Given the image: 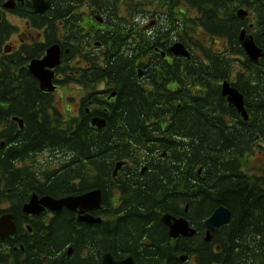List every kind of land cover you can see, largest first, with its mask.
Wrapping results in <instances>:
<instances>
[{"label":"trees","instance_id":"obj_1","mask_svg":"<svg viewBox=\"0 0 264 264\" xmlns=\"http://www.w3.org/2000/svg\"><path fill=\"white\" fill-rule=\"evenodd\" d=\"M82 1L52 0L54 20ZM119 1L92 0L110 31L99 35L96 70L84 71L81 81L87 89L94 78L113 85L110 93L116 96L105 102L108 111L100 97L88 95L77 118L55 109L47 113L32 84L21 80L16 89L12 62L4 64L0 203L21 206L34 193L61 198L101 189L104 206L111 208V191L119 180L124 199L121 207L110 210L114 221L89 225L63 210L49 227L35 229L31 249L48 253L47 264H101L107 252L117 259L133 256L137 264H190V258L194 264H264V172L247 168L264 146V58L252 63L239 42L246 29L264 50V0H156L166 6L163 12L146 14L163 16L162 28L145 32L137 25L138 13L127 8L120 14ZM239 9L249 16L242 20ZM198 30L214 44L222 40V49L199 41ZM177 42L191 57L163 60L162 53ZM140 70L151 88L140 83ZM172 80L177 88L166 89ZM224 81L244 95L248 120L222 96ZM25 84L26 94L15 97V90L25 93ZM14 117L23 120L22 130ZM96 117L105 120L103 129L92 125ZM43 151L55 159L36 168L32 157ZM29 160L30 165L15 167L17 161ZM119 161L130 166L114 180L112 171ZM143 169L146 173L141 174ZM220 206L231 211V222L206 242L205 221ZM162 213L185 217L197 235L171 239ZM184 255L188 260L181 262Z\"/></svg>","mask_w":264,"mask_h":264},{"label":"flooded vegetation","instance_id":"obj_2","mask_svg":"<svg viewBox=\"0 0 264 264\" xmlns=\"http://www.w3.org/2000/svg\"><path fill=\"white\" fill-rule=\"evenodd\" d=\"M7 1L8 0H0V74L2 73L4 64L9 61L12 62L11 71L14 72V79L16 80L15 88H20L18 83L21 80H23V83H26L27 81L28 85L32 84L36 95L43 98V101L46 104L47 113L52 112L53 109L59 111L55 106L54 97H56L60 91L64 90L65 87L72 90L71 87L74 86H77L80 89V92H78L80 95L78 99L72 97L71 94L67 96L70 98V103L75 102L72 106V110L69 111V116H71V118H77L80 116L83 109L82 99L88 95L96 98L100 97L102 102H104L101 107H103V110L108 111L109 107L106 106L105 102H110L114 99L110 98L112 95L110 90L113 88V85H110L105 81L99 84L95 78L91 81L92 86L90 89L84 88L81 84L84 71L87 72L88 70L97 67L99 61L98 50L101 49L102 46L99 35L101 33L104 34L106 31H110V27L108 28L109 22H106V17L93 7L92 0H83L79 4L76 3L72 11L61 12L58 20H54L53 18L57 13L50 11L53 5L52 0H44L48 2L50 6L49 10L45 13L35 12L32 0L17 1L14 9L4 8V4ZM141 5V3L136 2H133L132 4L128 3L127 8L129 13H131V11L134 14L138 13L137 25L140 31L145 32L148 28L157 25L158 18L153 19L152 16L147 18V14L142 9ZM9 16L16 17L22 22V35L25 39L19 37L17 32L21 30V28L12 23ZM148 19L149 21H147ZM39 20H42V22L40 23ZM50 23H54L55 26H49ZM149 24H151L150 27L148 26ZM53 45H59L60 47V63L52 70L54 72L52 82L56 87L55 91L46 92L41 89L39 80L31 73L29 66L33 61L42 60L46 56L47 50ZM165 54V56L162 55V59L166 61L174 62L177 57L169 52H166ZM90 55L91 60H89ZM140 71H142V73L138 75L140 83H142L144 87L151 88L149 79H147L143 70ZM28 85L25 84L23 87L25 93L19 94L17 92L18 90H15V97H23L27 92ZM177 86V81L172 80L170 84H167L166 89L170 88L171 90H175ZM59 98L63 99L61 96H59ZM16 99L14 100V103L16 102ZM46 100L50 103L47 104ZM15 104L16 108H18L19 103L16 102ZM90 107L94 106L91 105ZM72 111L75 112L74 115H71ZM86 111L88 113L89 109L87 108ZM17 119L22 122V127ZM13 120L18 123V128L22 130L23 120L18 117H14ZM2 147H4V145H2ZM48 154L49 153L43 151L42 153L34 155V158L32 157L33 161H37L35 164L36 168H39L42 164H45L47 159H50L47 158ZM165 156L166 155H162V159H165ZM37 157L40 158L37 159ZM120 162H122L123 165L118 170L117 175L114 176L117 164ZM30 163L31 160L26 162L17 161L15 167L20 169L23 165H30ZM118 163L114 165L111 175L114 180L119 176L123 167L130 166V163H127L126 161H119ZM145 170L143 169L141 174L146 173ZM114 182H117V185L114 186L111 191V208L104 206L102 193V207L104 211L101 213H91L96 217H101V222H111L113 219H111L112 214L110 210L123 205L124 197L122 196L118 185L120 182L119 180H115ZM38 196L43 197L40 195ZM24 205L19 206L13 203H0V219L4 215H13V222L15 223L16 229L13 235H8L4 238L0 237V264H47L49 262L50 257L48 253H37L31 248L36 236L35 229H39L42 224H44L45 227H49L52 217L56 214L47 210L39 216L27 215L23 211ZM163 214L164 213H162L161 216ZM76 216L78 217V215ZM191 226L194 227L193 225ZM37 254H39V256H36ZM61 255V252L56 254V256H59V261ZM127 257L130 256L124 258ZM188 261L190 264L193 261L194 264L193 258H190Z\"/></svg>","mask_w":264,"mask_h":264},{"label":"water","instance_id":"obj_3","mask_svg":"<svg viewBox=\"0 0 264 264\" xmlns=\"http://www.w3.org/2000/svg\"><path fill=\"white\" fill-rule=\"evenodd\" d=\"M17 1L23 0H8L4 4L5 9H14ZM33 7L37 13H45L49 10V3L44 0H32ZM238 16L243 20L249 16V12L245 9L238 10ZM1 21V15H0ZM239 42L243 50L245 51L248 59L255 64H258L262 58H264V50L260 48L253 35L248 34L246 29H243L240 33ZM168 52L175 56L184 57L189 59L191 57L190 50L181 42H177L172 45ZM163 56L166 54L163 52ZM60 63V47L59 45H53L47 50L46 56L42 60L33 61L29 68L31 73L39 80L41 89L46 92H54L55 86L52 82L54 72L52 71ZM222 96L227 100L228 104L235 108L240 116L244 120H248V114L245 107L244 95L239 92L234 85L229 81H224L221 84ZM116 92L112 93L110 98H114ZM109 98V99H110ZM19 120V119H17ZM20 126L22 122L19 120ZM92 125L98 129H103L106 126L104 119L99 117L92 119ZM123 165L122 162L117 164L114 176L117 175L118 170ZM51 211L53 213L60 214L63 210L70 211L73 214L78 215L80 222L87 224H98L101 222V217H96L91 213L103 212L102 207V191L100 189H94L89 192L80 195H69L61 198H53L51 196L39 197L37 194H32L29 201L24 205L23 211L27 215L39 216L45 211ZM13 215H4L0 219V237L4 238L8 235H13L16 231L15 223L13 222ZM232 213L225 206L218 207L213 214L205 221L206 236L205 241L210 242L212 233L231 222ZM162 223L169 229L170 238L177 240L183 238H193L197 235V230L192 227L189 221L185 217H176L172 214H163L161 216ZM73 253V248L69 247L67 255ZM188 257L186 255L180 258L181 262H186ZM101 264H137L135 259L130 256L121 260L115 259L112 253H106Z\"/></svg>","mask_w":264,"mask_h":264},{"label":"rangeland","instance_id":"obj_4","mask_svg":"<svg viewBox=\"0 0 264 264\" xmlns=\"http://www.w3.org/2000/svg\"><path fill=\"white\" fill-rule=\"evenodd\" d=\"M132 1L136 2V3H138V2L141 3L142 9L147 13H151V11L154 9L157 11L163 12V8H164L163 6H165V5H163L162 7H161V5L159 6V4H158V2H156V0H154L155 3H153L154 1H152V2H149V4H147L146 2H148L150 0H122L121 3H120V1L118 2V6L121 10L120 14L125 15L128 3L132 4L133 3ZM124 5L126 7H123ZM182 9H184V8L182 7ZM150 16H149V14H147V18H149ZM163 18H164L163 16H162V18L159 16L157 19V25L153 26L152 28L157 27L156 29H161L162 24H163L162 23ZM9 19L12 23L18 25L21 28V30H19L17 33L19 34L20 38L25 39V37L22 35V32H23L22 22L20 20H18V18L12 17V16H9ZM153 19H154V17H153ZM196 36H197L198 40L201 41L205 45L211 42L210 38L205 36L202 30H198L196 33ZM211 47H213L214 50L222 49V47H223L222 40L217 39L216 44L212 43ZM71 88H72V90L70 88L65 87L64 90L60 91V93L58 95H56V97H54L55 106L58 108V110L60 112L64 113L65 116H68V117H71V116H69L70 115L69 111L72 110V106L74 105L75 102L70 103V100H69L70 98L67 96H69L71 94L72 97H76V99H78L79 95H80V94H78V92H80V89L77 86H74ZM59 96H61L63 99H60ZM74 114H75V112L72 111L71 115H74ZM257 150H259V149H257ZM257 152L258 153H256L253 157H251V159L247 163V168L252 170L254 173L260 174V173L264 172V146H263V148H261V150H259ZM40 157H37V159H39ZM57 157H60V155ZM47 158L55 159V157L53 156L52 153L48 154ZM191 263L193 264V261Z\"/></svg>","mask_w":264,"mask_h":264}]
</instances>
